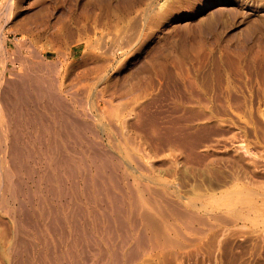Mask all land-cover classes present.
Instances as JSON below:
<instances>
[{
    "label": "rangeland",
    "instance_id": "rangeland-1",
    "mask_svg": "<svg viewBox=\"0 0 264 264\" xmlns=\"http://www.w3.org/2000/svg\"><path fill=\"white\" fill-rule=\"evenodd\" d=\"M0 38V145H2L0 147V264H264V211H262L264 210V0H0ZM4 50L13 56L12 59L3 56ZM41 51L44 55L37 57L46 59V64L39 63L36 58L35 54ZM25 71L28 73L27 78L32 77L29 83ZM36 73L40 76L38 78L44 79L45 85L40 86L41 91L38 90L39 93L36 92L35 95L18 97L21 101H18L17 97L14 98V94L10 93L11 89L13 91L16 88L12 87L13 83L17 87L22 84H37ZM8 85L10 90L6 91ZM49 86L51 89H47ZM53 89L55 92L52 94ZM3 91L8 93L6 97ZM47 92L53 97L48 99ZM9 94L13 96V101ZM57 99L60 101L59 104L57 103L58 106L60 107L63 101L62 107L65 106L66 109L64 107L56 109L57 105L54 107L53 104L58 102ZM14 101L17 103V108ZM66 103L70 104L69 108ZM118 103L121 105L119 106ZM66 113L72 123V120L77 122L70 123L68 128H73L68 131L63 129L64 120L61 116ZM16 114L20 115L18 121L14 119ZM44 116H48V119ZM31 117L33 120L30 119ZM16 122L19 126L14 129ZM146 127L149 129L147 130ZM152 129L154 132L151 134ZM43 130H46V135ZM173 138L175 145L171 142ZM13 140L16 141L15 144ZM12 143L14 146L19 144V149L14 148L21 156L14 162L9 154ZM30 149L33 151L30 152ZM79 149L80 151H77ZM95 149L98 151L96 152ZM26 150L30 153L28 154ZM25 161L29 167L24 164ZM12 163L17 168L12 166ZM76 169L78 170L74 171ZM249 174L253 175L254 179ZM232 177L240 179L233 180ZM19 180L23 183L20 184ZM226 181L231 183L228 184ZM240 182L249 185L253 190ZM243 186L245 189L249 188L246 189L248 191L245 192ZM126 189L127 193H125ZM238 190H242L240 192L243 197ZM249 190L256 192L255 194L258 192V196L252 195L254 199L250 196L251 202L248 194L251 195L253 192ZM194 191L199 194L196 195ZM221 191L234 192L236 199L232 195L228 198L231 200L224 206L225 208L216 206L217 209L211 204L213 202L209 196L208 200H205L208 206L199 208L202 201L199 195L212 192L220 194ZM243 192L245 195L248 194L244 196ZM235 193L242 198L237 197ZM244 197L248 200H244ZM115 200L120 206H116ZM136 200L139 203H136ZM209 200L215 209L210 206ZM190 201L197 202L198 206L195 204L194 207L195 205ZM234 203H237V206ZM135 204H138V207L142 204V209L150 205L151 207H147L148 210L151 208L150 211L155 208L152 211L155 213L152 214L160 216V221L164 220L166 226L164 222L160 224H164L163 230L166 233L162 235L163 231L158 235L153 231V234L151 228L143 226L145 224L142 223L143 221L140 222L141 218L135 214L137 213ZM254 207L256 210L259 209L258 213ZM174 208L178 211L176 214ZM185 209H190V214L193 216L205 213L203 216L209 219H206L208 222L213 221L211 224L214 227L209 226L211 229L207 228V232L200 234L196 228L192 233L191 226L200 227L202 223L194 222L188 214L189 210H186V213ZM181 210H184L182 211L184 216ZM192 210L199 212L196 214ZM220 210L225 211L224 214L227 212V219L231 216V221L227 220L228 223H224L226 215L221 214ZM240 210L246 215L250 213V217H238L235 220L233 216L238 212L239 215ZM213 213L218 214L217 216L222 215L223 219L225 217L224 221L217 216L214 218ZM242 213L240 215H243ZM177 214H181L182 218L185 217V221ZM134 215L138 218L136 216L134 219ZM75 217L78 220H75L77 219ZM63 218L67 220L64 221ZM118 218H122L121 223ZM188 221L194 222L193 225ZM187 222L191 226L187 227ZM125 226L131 231H126ZM76 228L80 229L77 230L78 235H82V238L79 236L80 239L76 236ZM143 229L148 230L149 239L144 240L146 244L137 241L139 244L134 245L136 239L143 238L141 235L146 233ZM84 233L86 235L84 237H87L85 240ZM30 234L34 237L32 238ZM191 236L194 237L193 240ZM71 239L76 240L72 243ZM49 240L53 242L48 243ZM153 241L155 244H152ZM136 246H140V249ZM6 248L8 254L5 253ZM53 254L54 256L51 257ZM134 254L135 257L139 255V258L137 256V259H133Z\"/></svg>",
    "mask_w": 264,
    "mask_h": 264
},
{
    "label": "bare ground",
    "instance_id": "bare-ground-1",
    "mask_svg": "<svg viewBox=\"0 0 264 264\" xmlns=\"http://www.w3.org/2000/svg\"><path fill=\"white\" fill-rule=\"evenodd\" d=\"M16 1H17V0H16ZM22 1H24V0H22ZM31 1H32V0H31ZM35 1H36V0H35ZM63 1H64V0H63ZM66 1H67V0H66ZM97 1H98V0H97ZM106 1H107V0H106ZM12 2H13V1H12ZM39 2H41V1H39ZM43 2H44V1H43ZM43 2H42V3H43ZM9 3H10V2H9ZM16 3H17V2H16ZM42 3H41V4H42ZM49 3H50V2H49ZM100 3H102V2H100ZM104 3H105V2H104ZM105 4H106V3H105ZM16 5H17V4H16ZM28 5H29V4H28ZM42 5H43V4H42ZM64 5H65V4H64ZM98 5H99V4H98ZM44 6H45V5H44ZM91 6H92V5H91ZM21 7H22V5H21ZM10 9H11V8H10ZM10 9H9V10H10ZM38 9H39V7H38ZM11 12H12V11H11ZM6 14H7V13H6ZM10 14H11V13H10ZM27 17H28V16H27ZM23 20H24V19H23ZM18 21H20V20H17V22H18ZM22 22H23V21H22ZM27 22H29V21H27ZM20 23H21V22H20ZM21 24H22V23H21ZM18 25H19V24H18ZM18 25H17V27H18ZM23 25H24V24H23ZM21 26H22V25H21ZM26 26H27V25H26ZM26 26H25V27H26ZM29 26H30V25H29ZM31 26H32V24H31ZM64 26H65V25H64ZM20 28H21V27H20ZM6 29H7V28H6ZM10 29H11V28H10ZM15 29H16V27H15ZM20 30H21V29H20ZM23 30H24V29H23ZM23 30H22V31H23ZM26 31H27V30H26ZM62 32H63V31H62ZM31 33H32V32H31ZM58 34H59V33H58ZM4 35H6V34H4ZM61 35H62V34H61ZM40 36H41V35H40ZM87 37H88V36H87ZM35 38H36V37H35ZM0 39H1V38H0ZM4 39H5V38H4ZM36 39H37V38H36ZM36 39H35V40H36ZM89 39H90V38H89ZM30 40H31V39H30ZM37 40H38V39H37ZM84 40H85V39H84ZM19 42H20V41H19ZM23 42H24V41H23ZM23 45H24V44H23ZM122 45H123V44H122ZM18 46H19V45H18ZM33 46H34V45H33ZM3 47H4V46H3ZM20 47H21V46H20ZM28 47H30V46H28ZM5 48H6V47H5ZM16 49H17V48H16ZM18 50H19V49H18ZM35 50H36V49H35ZM38 50H39V49H38ZM60 51H63V50H60ZM93 51H94V50H93ZM3 52H5V50H4ZM102 52H103V51H102ZM106 52H107V51H106ZM92 53H93V52H92ZM16 54H17V53H16ZM20 54H21V53H20ZM62 54H63V53H62ZM64 54H65V53H64ZM102 54H103V53H102ZM107 54H108V53H107ZM115 54H116V53H115ZM21 55H22V54H21ZM35 55H36V58H38L37 56H40V57L43 56V55H44V52L41 51V52H39V54H35ZM49 55H50V54H49ZM59 55H61V54H59ZM86 55H87V54H86ZM97 55H98V53H97ZM3 56L7 57V59H9V60H10L11 57H13V56H11L10 53H8V52H5V54H4ZM17 56H18V55H17ZM23 56H24V55H23ZM65 56H66V55H65ZM5 57H4V58H5ZM8 57H9V58H8ZM19 57H20V56H19ZM40 57L38 58L39 63L44 64L45 62H47V61H45L46 59H41ZM42 58H43V57H42ZM11 59H12V58H11ZM58 59H59V58H58ZM12 61H13V60H12ZM21 61H22V60H21ZM52 61H53V59L51 60V62H52ZM54 61H55V60H54ZM83 61H84V60H83ZM25 62H26V61H25ZM48 62H50V61L48 60ZM57 62H58V61H57ZM104 62H105V61H104ZM27 63H28V62H27ZM29 63H30V62H29ZM36 63H37V60H36ZM116 63H117V62H116ZM45 64H46V63H45ZM53 64H54V62H53ZM91 64H92V63H91ZM24 65H25V64H24ZM51 65H52V64H51ZM88 65H89V64H88ZM105 65H106V64H105ZM14 66H15V64H14ZM30 66H31V65H30ZM37 66L39 67L38 64H37ZM40 66H41V65H40ZM25 67H26V66H25ZM28 67H29V66H28ZM43 67H44V65H43ZM49 67H50V66H49ZM61 67H62V66H61ZM103 67H104V66H103ZM122 67H123V66H122ZM32 68H33V67H32ZM40 68H42V67H40ZM40 68H39V69H40ZM44 68H45V67H44ZM46 68H47V67H46ZM95 68H96V67H95ZM104 68H105V67H104ZM53 69H54V68H53ZM28 70H30V69H28ZM48 70H49V69H48ZM104 70H105V69H104ZM30 71H31V70H30ZM32 71H33V69H32ZM34 71H35V70H34ZM40 71H41V70H40ZM43 71H45V70H43ZM43 71H42V72H43ZM102 71H103V70H102ZM109 72H110V71H109ZM15 73H16V72H15ZM21 73H22V72H21ZM29 73H30V72H29ZM32 73H33V72H32ZM46 73H47V72H46ZM25 74H26L25 77H26V76L28 77V75H27V74H28L27 71H25ZM18 75L20 76V74H18ZM16 76H17V74H16ZM30 76H32V75L30 74ZM30 76H29V77H30ZM36 76H37V73H36ZM36 76L33 75V77H36ZM41 76H42V74H41ZM27 77H26V78H27ZM38 77H40V76H37L36 81H35V82H37V84H33V85H32V84H31V85H25V84H22V85H19V86L17 87V86L15 85V83H13L14 85H12V87L15 86L16 88H14L13 91H12V89H11L12 92L10 91V93H12V95L14 94V98L17 97V99H18V97H19V98H22V97L25 96V95L30 96V95H28V94H32V95L34 94V95H35L36 92L39 93L38 90L41 91V87L44 86L45 83H44V79H42L43 77H42V78H38ZM97 77H98V76H97ZM23 78H24V77H23ZM31 78H32V77H31ZM31 78H27V79H28V83H29V79H31ZM18 79H21V78L18 77ZM18 79H17V80H18ZM24 79H25V78H24ZM27 79H26V81H27ZM46 80H47V79H46ZM15 81H16V80H15ZM19 81H20V80H19ZM21 81H22V80H21ZM33 81H34V79H33ZM113 81H114V80H113ZM12 82H13V81H12ZM12 82H11V83H12ZM114 82H115V81H114ZM7 83H9V82H7ZM20 83H21V82H20ZM20 83H19V84H20ZM42 84H44V85H42ZM58 84H59V83H58ZM88 84H89V83H88ZM104 84H105V83H104ZM112 84H113V83H112ZM9 85H11V84H9ZM9 85H8V88H6V89H7L6 91H8V89H9ZM118 85H119V84H118ZM40 86H41V87H40ZM50 87H51V86H49V88H47V87H46V88H47V89H51ZM100 87H101V86H100ZM104 87H105V86H104ZM114 87H115V85H114ZM10 88H11V87H10ZM46 88H45V89H46ZM47 89H46L45 91H47ZM3 90H4V89H3ZM9 90H10V89H9ZM14 90H15V93H13ZM53 90H54V89H53ZM87 90H88V89H87ZM99 90H101V89H99ZM4 91H5V90H4ZM4 91H3V93H4L3 95H4V97H6L5 95H6L7 92L5 93ZM49 91H50V90H48V92H49ZM64 91H65V90H64ZM48 92H47V95H49V96H48V99H49V97H53L52 94L55 92V90L52 91V94H51V93H48ZM50 92H51V91H50ZM102 92H103V91H102ZM107 92H108V90H107ZM114 92H115V91H114ZM87 93H88V91H87ZM100 93H101V92H100ZM105 93H106V92H105ZM16 94H17L18 96H16ZM58 94H59V93H58ZM81 94H83V93L81 92ZM107 94H108V93H107ZM7 95H8V93H7ZM20 95H21V96H20ZM51 95H52V96H51ZM56 95H57V94H56ZM59 95H60V94H59ZM42 96H43V95H42ZM2 97H3V96H2ZM9 97H11L10 94H9ZM55 97H56V96H55ZM59 97H60V96H59ZM63 97H64V96H63ZM97 97H98V96H97ZM11 98H13V96H12ZM14 98L12 99V101L14 100ZM34 98H35V97H34ZM40 98H41V97H40ZM42 98H43V97H42ZM60 99H61V98H60ZM66 99H67V98H66ZM5 100H6V99H5ZM7 100H8V97H7ZM9 100L11 101V99H9ZM15 100H16V99H15ZM19 100H20V99H18V101H19ZM36 100H37V99H35V101H36ZM54 100H55V99H54ZM57 100H58V99H57ZM85 100H87V99H85ZM98 100H99V97H98ZM10 101H9V103H10ZM12 101H11V103H12ZM20 101H21V100H20ZM22 101H23V99H22ZM27 101H29V100H27ZM43 101H44V100H43ZM64 101H65V100H64ZM80 101H81V100H80ZM87 101H88V100H87ZM99 101H100V100H99ZM4 102H6V101H4ZM36 102H38V101H36ZM53 102H54V101H53ZM59 102H60L59 100H58V102H55V104H53L54 107H55V105H57V107H55L56 109H60V108H63V107L65 108V106L62 107V105H64V102L62 101L63 103H62V102H61L62 104L60 103V105H61L60 107L58 106ZM97 102H98V101H97ZM110 102H111V101H110ZM110 102H109V103H110ZM11 103H10V104H11ZM13 103H15V101H14ZM21 103H22V102H21ZM48 103H49V102H48ZM57 103H58V104H57ZM75 103H76V102H75ZM82 103H83V102H82ZM107 103H108V102H107ZM6 104H7V103H6ZM6 104H5V105H6ZM10 104H9V105H10ZM43 104H44V103L42 102V107H43ZM49 104H50V103H49ZM66 104H67V103H66ZM72 104H73V103H72ZM80 104H81V103H80ZM105 104H106V103H105ZM115 104H116V103H115ZM67 105H68V104H67ZM69 105H70V104H69ZM69 105H68L67 108H69ZM87 105H88V104H87ZM118 105H119V103H118ZM120 105H121V104H120ZM120 105H119V106H120ZM10 106H11V105H10ZM13 106H14V104H12V107H13ZM15 106H16V108H17V103H15ZM40 106H41V105H40ZM71 106H72V105H71ZM81 106H82V105H81ZM91 106H92V105H91ZM7 107H9V106H7ZM19 107H20V106H19ZM30 107H31V106H30ZM34 107H35V106H34ZM54 107H52V108H54ZM10 108H11V107H9V109H10ZM24 108H25V106H24ZM71 108H73V107H71ZM5 109H7V108H5ZM26 109H27V108H26ZM31 109H32V107H31ZM49 109H50V107H49ZM65 109H66V108H65ZM92 109H93V108H92ZM111 109H112V107H111ZM115 109H116V107H115ZM118 109H119V108H118ZM2 110H3V109H2ZM14 110L16 111V109H14ZM17 110H18V109H17ZM52 110H53V109H52ZM69 110H71V109H69ZM79 110H80V109H79ZM11 111H12V110H11ZM15 111H14V112H15ZM41 111H42V110H41ZM102 111H103V110H102ZM104 111H105V110H104ZM23 112H24V111H23ZM57 112H59V111H57ZM107 112H108V111H107ZM140 112H141V111H140ZM2 113H3V111H2ZM16 113H17V111H16ZM26 113H27V112H26ZM28 113H29V111H28ZM36 113H37V112H36ZM61 113H62V112L60 111V114H61ZM64 113H65V112H64ZM71 113H72V112H71ZM104 113H105V112H104ZM117 113H118V112H117ZM14 114H15V113H14ZM20 114H21V111H20ZM43 114H45V113H43ZM58 114H59V113H58ZM106 114H107V113H106ZM137 114H139V113H137ZM32 115H33V114H32ZM52 115H53V114H52ZM107 115H108V114H107ZM114 115H115V114H114ZM139 115H140V114H139ZM2 116H3V115H2ZM18 116H20V115L16 114V117H14V119L16 118L17 121H18ZM30 116H31V115H30ZM61 116L63 117V120H64V122H63V129L66 130V131H68V129H70V128H68V125H69L70 123H72L71 120H70V116L67 115V113L64 114V115H61ZM86 116H87V115H86ZM91 116H92V114H91ZM103 116H104V115H103ZM3 117H4V116H3ZM12 117H13V116H12ZM27 117H28V116H27ZM44 117H46V116H44ZM47 117H48V116H47ZM47 117H46V118H47ZM58 117H59V116H58ZM104 117H105V116H104ZM110 117H111V116H108V118H110ZM24 118H25V117H24ZM34 118H35V117H34ZM56 118H57V117H56ZM111 118H112V117H111ZM19 119H20V117H19ZM30 119L33 120L32 117H31ZM38 119H39V118H38ZM47 119H48V118H47ZM101 119H102V118H101ZM5 120H6V119H5ZM22 120H23V119H22ZM110 120H111V119H110ZM153 120H154V118H153ZM157 120H158V119H157ZM157 120H156V121H157ZM11 121H12V120H11ZM11 121H10V122H11ZM28 121H29V120H28ZM34 121H35V120H34ZM39 121H40V120H39ZM72 121H73L72 124H74V123L76 122V121H74V120H72ZM19 122H20V120H19ZM48 122H49V121H48ZM54 122H55V121H54ZM54 122H53V123H54ZM88 122H89V121H88ZM151 122H152V121H151ZM22 123H23V122H22ZM28 123H29V122H28ZM45 123H46V122H45ZM53 123H52V124H53ZM76 123H77V122H76ZM79 123H80V122H79ZM90 123H91V122H90ZM146 123H147V122L145 121V124H146ZM9 124H11V123H9ZM26 124H27V123H26ZM47 124H48V123H47ZM149 124H153V123H149ZM5 125H6V124H5ZM17 125H18V124H17V122H16V125L14 124V126H15L14 129H16V126H17ZM40 125H41V124H40ZM86 125H87V123H86ZM109 125H110V124H109ZM137 125H138V124H137ZM18 126H19V125H18ZM20 126H21V125H20ZM24 126H25V125H24ZM41 126H42V125H41ZM69 126H70V125H69ZM141 126H143V125H141ZM149 126H150V125H149ZM157 126H158V124H157ZM160 126H161V125H160ZM42 127H43V126H42ZM47 127H48V126H47ZM49 127H50V126H49ZM49 127H48V128H49ZM51 127H52V125H51ZM18 128H19V127H18ZM20 128H21V127H20ZM59 128H60V126H59ZM72 128H73V127H72ZM72 128H71V129H72ZM104 128H105V127H104ZM129 128H130V127H129ZM138 128H139V126H138ZM140 128H141V127H140ZM144 128H145V127H144ZM146 128H147V127H146ZM151 128H152V126H151ZM14 129H13V130H14ZM28 129H29V128H28ZM33 129H34V127H33ZM51 129H52V128H51ZM71 129H70V130H71ZM102 129H103V128H102ZM136 129H137V128H136ZM148 129H149V128H147V130H148ZM155 129H156V128H155ZM1 130H2V129H1ZM57 130H58V129H57ZM143 130H144V129H143ZM150 130H151V129H150ZM152 130H153V129H152ZM17 131H18V130H17ZM23 131H24V130H23ZM23 131H21V132L24 133ZM43 131H44V130H43ZM45 131H46V130H45ZM45 131H44V134H45ZM86 131H87V130H86ZM103 131H104V129H103ZM139 131H140V130H139ZM145 131H146V130H145ZM11 132H12V131H11ZM30 132H31V131H30ZM57 132H59V131H57ZM75 132H76V131H75ZM75 132H73V133H75ZM118 132H119V131H118ZM136 132H137V131H136ZM147 132H148V131H147ZM147 132H146V134H148ZM153 132H154V130L151 132V134H152ZM14 133H15V132H14ZM22 133H21V134H22ZM25 133H26V131H25ZM64 133H67V132H64ZM68 133H69V132H68ZM76 133H77V132H76ZM76 133H75V134H76ZM138 133H139V132H138ZM1 134H2V132H1ZM12 134H13V132H12ZM15 134L17 135L18 132L15 133ZM39 134H40V133H39ZM69 134H70V133H69ZM186 134H187V133H186ZM16 135H14V136H15L16 138H18V136H16ZM29 135H30V134H29ZM45 135H46V134H45ZM53 135H54V134H53ZM65 135H66V134H65ZM73 135H74V134H73ZM176 135H177V134H176ZM14 136H13V137H14ZM19 136H20V135H19ZM23 136H24V135H23ZM23 136H22V137H23ZM61 136H62V135H61ZM67 136H68V135H67ZM78 136H79V135H78ZM85 136H86V135H85ZM143 136H145V135H143ZM153 136L155 137V133H154ZM156 136H157V135H156ZM169 136H170V135H169ZM187 136H188V135H187ZM15 137H14V139H16ZM20 137H21V136H20ZM20 137H19V139H20ZM73 137H74V136H73ZM124 137H125V136H124ZM150 137H152V136H150ZM157 137H158V136H157ZM173 137H174V136H173ZM177 137H178V136H177ZM181 137H182V136H181ZM183 137H184V136H183ZM185 137H186V136H185ZM190 137H191V136H190ZM29 138H30V137H29ZM35 138H36V137H35ZM39 138H40V136H39ZM39 138H38V139H39ZM49 138H50V137H49ZM68 138H69V137H68ZM75 138H76V137H75ZM109 138H110V137H109ZM170 138H171V137H170ZM170 138H169L168 140H170ZM187 138H188V137H187ZM12 139H13V138H12ZM23 139H24V137H23ZM40 139H41V138H40ZM43 139H45V138H43ZM52 139H53V137H52ZM58 139H60V138H58ZM151 139H152V138H151ZM157 139H158V138H157ZM184 139H185V138H184ZM26 140H27V139H26ZM30 140H31V139H30ZM114 140H115V139H114ZM154 140H156V139H154ZM164 140H165V139H164ZM173 140H174V138H173L172 141H171L172 143H173ZM176 140H177V139H176ZM190 140H191V139H190ZM2 141H3V140H2ZM22 141H23V140H22ZM33 141H35V140H33ZM33 141H32V144H33ZM39 141H40V140H39ZM45 141H46V140H45ZM54 141H55V140H54ZM54 141H52V142H54ZM57 141H58V140H57ZM63 141H64V140H63ZM67 141H69V139H68ZM70 141H72V140H70ZM89 141H90V139H89ZM91 141H92V140H91ZM166 141H167V140H166ZM181 141H182V139H181ZM11 142H12V141H11ZM13 142H14V144H15L16 141L13 140ZM47 142H48V141H47ZM55 142H56V141H55ZM58 142H59V141H58ZM60 142H62V141H60ZM73 142H74V141H73ZM78 142H79V141H78ZM124 142H125V140H124ZM18 143H19V141H18ZM18 143H16V144H18ZM69 143H70V142H69ZM69 143H68V144H69ZM74 143H75V142H74ZM80 143H81V142H80ZM97 143H98V142H97ZM125 143H126V142H125ZM130 143H131V142H130ZM169 143H170V142H169ZM183 143H184V141H183ZM190 143H191V142H190ZM0 144H1V143H0ZM44 144H45V143H44ZM51 144H52V143H51ZM54 144H55V143H54ZM58 144H60V143H58ZM173 144H174V143H173ZM188 144H189V143H188ZM28 145H29V144H28ZM40 145H41V144H40ZM70 145H71V144H70ZM85 145H86V144H85ZM174 145H175V144H174ZM174 145H173V146H174ZM1 146H2V145H0V147H1ZM18 146H19V144H18ZM18 146H14L13 143H12V146L10 145V148H12V149L9 150V151H11L9 154H11L10 156L12 157V159H11L12 162L17 161V160L19 159V156H20V155H19V153L17 152V150L15 149V148H17ZM25 146H26V145H25ZM62 146H64V144H63ZM86 146H87V145H86ZM86 146H85V147H86ZM14 147H15V148H14ZM20 147H21V146H20ZM28 147H29V146H28ZM72 147H73V146H72ZM93 147H94V146H93ZM124 147H125V145H124ZM5 148H6V147H5ZM5 148H4V149H5ZM30 148H31V147H30ZM95 148H96V147H95ZM98 148H99V146L97 147V149H98ZM18 149H19V147H18ZM23 149H24V148H23ZM38 149H39V148H38ZM55 149H56V148H55ZM87 149H89V147H87ZM30 150H31V149H30ZM49 150H50V149H49ZM62 150H63V149H62ZM62 150H61V151H62ZM90 150H91V149H90ZM95 150H96V149H95ZM98 150H99V149H98ZM98 150H96V152H97ZM26 151L28 152V150H26ZM32 151H33V150H31L30 152H32ZM46 151H47V154H48V150H46ZM58 151H59V149H58ZM73 151H74V150H73ZM77 151H80V149L77 150ZM93 151H94V150H93ZM93 151H92V153H93ZM101 151H102V150H101ZM139 151H140V150H139ZM24 152H25V151H24ZM30 152H28V154H29ZM34 152H35V151H34ZM39 152H41V151H39ZM54 152H55V151H54ZM81 152H82V151H81ZM22 153H23V151H22ZM22 153H21V154H22ZM58 153H59V152H58ZM77 153H78V152H77ZM77 153H76V154H77ZM103 153H104V152H103ZM107 153H108V152H107ZM107 153H106V154H107ZM68 154H69V153H68ZM83 154H84V152H83ZM98 154H99V153H98ZM23 155H24V154H23ZM39 155H40V154H39ZM45 155H46V154H45ZM52 155H53V154H52ZM84 155H85V154H84ZM92 155H93V154H92ZM115 155H116V154H115ZM135 155H136V154H135ZM31 156H32V155H31ZM33 156H34V155H33ZM56 156H57V155H56ZM66 156H67V155H66ZM99 156H100V155H99ZM106 156H107V155H106ZM108 156H109V155H108ZM113 156H114V155H113ZM127 156H128V155H127ZM20 157H21V156H20ZM93 157H95V156H93ZM121 157H122V156H121ZM137 157H138V156H137ZM25 158H26V157H25ZM47 158H48V156H47ZM64 158H65V157H64ZM66 158H67V157H66ZM69 158H70V157H69ZM71 158H72V157H71ZM71 158H70V159H71ZM74 158H75V157H74ZM74 158H73V159H74ZM79 158H80V157H79ZM91 158H92V157H91ZM95 158H97V157H95ZM95 158H93V159L95 160ZM106 158H108V157H106ZM61 159H62V158H61ZM73 159H72V160H73ZM76 159H77V158H76ZM84 159H85V156H84ZM109 159H110V158H109ZM46 160H47V159H46ZM59 160H60V158H59ZM63 160H64V159H63ZM72 160H70V161H72ZM137 160H138V159H137ZM21 161H22V160H21ZM53 161H55V160L53 159ZM68 161H69V160H68ZM75 161H76V160H75ZM86 161H88V160H86ZM95 161H96V160H95ZM113 161H114V160H113ZM113 161H112V162H113ZM139 161H141V160H139ZM59 162H60V161H59ZM117 162H118V161H117ZM117 162H116V163H117ZM46 163H47V162H46ZM57 163H58V162H57ZM72 163H73V161H72ZM75 163H77V161H76ZM82 163H83V162H82ZM122 163H123V162H122ZM12 164H13V163H12ZM17 164H18V163H17ZM21 164H22V162H21ZM24 164L26 165V161H25ZM29 164H30V163H29ZM48 164H49V163H48ZM60 164H61V163H60ZM60 164H59V165H60ZM69 164H70V163H69ZM99 164H100V163H99ZM123 164H124V163H123ZM15 165H16V162H15ZM15 165L13 164L12 166H15ZM18 165H19V164H18ZM39 165H41V163H40ZM59 165H58V167H59ZM61 165H62V164H61ZM80 165H81V164H80ZM95 165H96V164H95ZM106 165H107V164H106ZM110 165H112V164L110 163ZM117 165H118V164H117ZM26 166H27V165H26ZM30 166H31V165H30ZM63 166H64V165H63ZM69 166H70V165H69ZM97 166H100V165H97ZM107 166H108V165H107ZM119 166H120V165H119ZM15 167L17 168V166H15ZM20 167H21V166H20ZM27 167H29V166H27ZM38 167H39V166H38ZM47 167H49V166H47ZM117 167H118V166H117ZM18 168H19V167H18ZM59 168H60V167H59ZM100 168H102V167H100ZM113 168H114V167H113ZM46 169H47V168H46ZM56 169H57V167H56ZM67 169H69V168H67ZM74 169H75V168H74ZM89 169H90V167H89ZM10 170H11V169H10ZM31 170H32V169H31ZM31 170H30V171H31ZM60 170H62V169H60ZM77 170H78V169H76V170H74V171H77ZM83 170H84V168H83ZM90 170H92V169H90ZM90 170H89V171H90ZM112 170L115 171V169H112ZM122 170H123V169H122ZM8 171H9V170H8ZM16 171H17V170H16ZM27 171H28V170H27ZM50 171H51V170H50ZM71 171H72V170H71ZM89 171H88V172H89ZM127 171H128V170H127ZM62 172H63V171H62ZM62 172H61V173H62ZM67 172H69V171H67ZM107 172H108V171H107ZM111 172L113 173V171H111ZM128 172H129V171H128ZM31 173H33V172H31ZM51 173L53 174L52 171H51ZM114 173H116V172H114ZM253 173H254V172H253ZM11 174H12V171H11ZM13 174H14V173H13ZM47 174H48V173H47ZM49 174H50V173H49ZM49 174H48V175H49ZM59 174H60V173H59ZM72 174H73V173H72ZM72 174H71V175H72ZM74 174H75V173H74ZM87 174H88V173H87ZM98 174H99V173H98ZM100 174H101V173H100ZM126 174H127V173H126ZM254 174H255V173H254ZM20 175H21V174H20ZM27 175H29V174L27 173ZM33 175H34V174H33ZM33 175H32V176H33ZM48 175H46V176H48ZM77 175H78V174H77ZM88 175H89V174H88ZM90 175H91V174H90ZM96 175H97V174H96ZM247 175H248V174H247ZM249 175H251V174H249ZM4 176L6 177V175H4ZM8 176H10V175H8ZM17 176H18V175H17ZM21 176H22V175H21ZM32 176H31V178H32ZM39 176H40V174H39ZM72 176H73V175H72ZM82 176H83V175H82ZM84 176H85V175H84ZM100 176H101V175H100ZM102 176H103V175H102ZM121 176H122V175H121ZM234 176H235V175H234ZM252 176H253V175H251V177H252ZM50 177H52V175H50ZM60 177H61V175H60ZM60 177H59V178H60ZM77 177H78V176H77ZM89 177H90V176H89ZM98 177H99V175H98ZM129 177H130V175H129ZM236 177H237V175H236ZM236 177H232V179H233V178H234L233 180L240 179V178H236ZM251 177H250V178H251ZM253 177H254V176H253ZM253 177H252V179H254ZM257 177H258V176H257ZM21 178H23V177H21ZM65 178H66V177H64V179H65ZM74 178H75V177H74ZM116 178H117V177H116ZM116 178H115V179H116ZM242 178H244V177H242ZM247 178H248V176H247ZM5 179H6V178H5ZM16 179H17V178H16ZM37 179H39V178H37ZM45 179H47V178H45ZM48 179H49V177H48ZM48 179H47V180H48ZM98 179H99V178H98ZM129 179H130V178H129ZM256 179H257V178H256ZM52 180H53V178H52ZM61 180H62V179H61ZM72 180L74 181V179H72ZM79 180H80V179H79ZM116 180H117V179H116ZM233 180H230V181H233ZM23 181H24V180H23ZM38 181H39V180H38ZM50 181H51V179H50ZM62 181H63V180H62ZM66 181H67V180H66ZM76 181H77V180H76ZM88 181H89V180H88ZM108 181H109V180H108ZM108 181H106V182L108 183ZM143 181H145V180H143ZM237 181H238V180H237ZM239 181H241V180H239ZM243 181H245V180H243ZM250 181H251V180H250ZM250 181H249V183H248L249 185H250L251 182H252V181H251V182H250ZM254 181H255V180H254ZM5 182H6V180H5ZM5 182H4V183H5ZM33 182H34V181H33ZM39 182H40V181H39ZM44 182H45V181H44ZM48 182H49V180H48ZM51 182H52V181H51ZM78 182H79V181H78ZM134 182H135V181H134ZM228 182H229V181H226V183H228ZM245 182H246V181H245ZM247 182H248V181H247ZM15 183H16V182H15ZM19 183H20V180H19ZM19 183H18V184H19ZM22 183H23V182H22ZM22 183H20V184H22ZM27 183H28V182H27ZM62 183H63V182H62ZM75 183H76V182H75ZM88 183H89V182H88ZM99 183H100V182H99ZM101 183H102V182H101ZM130 183H131V182H130ZM229 183H231V182H229ZM229 183H228V184H229ZM237 183H238V182H237ZM240 183H241V182H240ZM37 184H39V183H37ZM51 184H52V183H51ZM60 184H61V183H60ZM131 184H132V183H131ZM220 184H223V183H220ZM224 184H225V183H224ZM224 184H223V185H224ZM228 184H226V185H228ZM232 184H233V183H232ZM241 184L243 185L244 182L241 183ZM252 184H253V183H252ZM5 185H6V183H5ZM14 185H15V184H14ZM27 185H28V184H27ZM39 185H40V184H39ZM52 185H53V184H52ZM61 185H62V184H61ZM67 185H68V184H67ZM88 185H89V184H88ZM99 185H100V184H99ZM101 185H102V184H101ZM110 185H111V184H110ZM118 185H119V184H118ZM154 185H156V184L154 183ZM196 185H197V184H196ZM223 185H221V186H223ZM230 185H231V184H230ZM244 185H245V184H244ZM249 185H248V186H249ZM8 186H9V184H8ZM17 186H18V185H17ZM17 186H16V187H17ZM19 186H21V185H19ZM28 186H29V185H28ZM47 186H48V185H47ZM47 186H46V187H47ZM54 186H55V185H54ZM91 186H92V185H91ZM91 186H90V187H91ZM103 186H104V184H103ZM133 186H134V185H133ZM233 186H234V185H233ZM240 186H241V185H240ZM240 186H239V187H240ZM245 186H247V184H246ZM248 186H247V187H248ZM12 187H13V186H12ZM22 187H23V186H22ZM31 187H32V186H31ZM61 187H62V186H61ZM66 187H68V186H66ZM74 187H75V186H74ZM109 187H110V186H109ZM122 187H123V186H122ZM138 187H139V186H138ZM153 187H154V186H153ZM229 187H230V186H229ZM236 187H237V186H236ZM247 187H246V189H249V188H250L251 190H253L250 186H249V188H247ZM7 188H8V187H7ZM36 188H37V186H36ZM39 188H40V186H39ZM57 188H58V187H57ZM78 188H79V187H78ZM97 188H98V187H97ZM97 188H96V189H97ZM107 188H108V187H107ZM154 188H155V187H154ZM216 188H218V187H216ZM222 188H224V187H222ZM231 188H232V187H231ZM237 188H238V187H237ZM237 188H235V189L237 190ZM242 188H244V186H243ZM37 189H38V188H37ZM62 189H63V188H62ZM86 189H87V188H86ZM90 189H91V188H90ZM100 189H102V188H100ZM148 189H149V188H148ZM155 189H156V188H155ZM155 189H154V190H155ZM235 189H234V191H236ZM239 189H241V187H240ZM244 189H245V188H244ZM246 189H245V192L248 191V190H246ZM9 190H10V189H9ZM12 190H14V189H12ZM49 190H50V189H49ZM53 190H54V189H53ZM56 190H57V189H56ZM71 190H72V189H71ZM111 190H112V189H111ZM146 190H147V188H146ZM223 190H226V189H223ZM228 190H230V189L228 188ZM251 190H249V191H250V192H253V191H251ZM5 191H6V190H5ZM18 191H19V190H18ZM23 191H24V190H23ZM66 191H67V190H66ZM75 191H76V190H75ZM77 191H78V190H77ZM88 191H90L89 188H88ZM91 191H92V190H91ZM98 191H99V190H98ZM98 191H97V194H98ZM114 191H115V190H114ZM133 191H134V190H133ZM213 191H214V189H213ZM238 191H239V190H238ZM238 191H237V193H238ZM240 191L242 192V190H240ZM240 191H239V192H240ZM243 191H244V190H243ZM254 191H257V190H254ZM13 192H15V190H14ZM31 192L33 193V190H32ZM39 192H40V191H39ZM50 192H51V190H50ZM55 192H56V191H55ZM73 192H74V191H73ZM73 192H72V193H73ZM112 192H113V191H112ZM127 192H128V191H127V189H126L125 193H127ZM135 192H136V191H135ZM153 192H154V191H153ZM156 192H157V191H156ZM159 192H162V191L159 190ZM159 192H158V193H159ZM194 192H196V191H194ZM194 192L191 193L192 196H193ZM215 192H216V191H215ZM231 192H232V191H231ZM231 192H230V191H226V192H225V191H221L220 194H219V193H216V194H215V193H213V192H212V193L205 194V195L202 194L204 197H206V199H205L203 196L199 195V197H201V200H202V201H200L201 205L199 206V208H200L201 206H202V208H206V206H208V203H207V201H205V200H208V197H209V196H210V197H209L210 200H212V202H213V203H211V201L209 200V201H210L209 204L211 203V204L215 205V208H217V207H218V208H222V207L226 206V205L230 202L231 199H228V198H230V197H232V195H234V194H233L234 192H232V193H231ZM241 192L239 193L240 195H241ZM11 193H12V192H11ZM23 193H25V192H23ZM32 193H31V194H32ZM46 193H47V192H46ZM56 193H58V192H56ZM77 193H79V192H77ZM88 193H89V192H88ZM103 193H104V192H103ZM113 193H114V192H113ZM144 193H145V192H144ZM173 193H174V192H173ZM204 193H205V192H204ZM255 193H256V192H255ZM255 193L253 192V193H251V195L247 193L248 196H249L248 199H250V196H252L253 194H254V195H257V194H258V192H257V194H255ZM260 193H261V192H260ZM5 194H6V193H5ZM5 194H4L3 196H5ZM40 194H41V193H40ZM44 194H45V193H44ZM64 194H65V193H64ZM64 194H63V195H64ZM69 194H70V193H69ZM90 194H91V193H90ZM90 194H88V195H90ZM99 194H100V192H99ZM109 194H110V193H109ZM114 194H115V193H114ZM128 194H129V193H128ZM133 194H134V193H133ZM136 194H137V193H136ZM150 194H151V193H150ZM185 194H186V193H185ZM198 194H199V193H198ZM198 194H197V192H196V195H198ZM200 194H201V193H200ZM235 194H236V193H235ZM243 194H244V192H243ZM247 194H246V195H247ZM12 195H14V194L12 193ZM21 195H22V194H21ZM27 195H28V194H27ZM34 195H35V194H34ZM54 195H55V194H54ZM66 195H67V192H66ZM137 195H138V194H137ZM140 195H142V194H140ZM151 195H152V194H151ZM158 195H159V194H158ZM174 195H175V194H174ZM246 195L244 194V196H246ZM29 196H30V195H29ZM93 196H94V195H93ZM135 196H136V195H135ZM142 196H144V195H142ZM153 196H154V195H153ZM162 196H163V194H162ZM236 196H237V194H236ZM238 196H239V195H238ZM238 196H237V197H238ZM241 196H242V195H241ZM241 196H239V197H241ZM248 196H247V197H248ZM257 196H258V195H257ZM257 196H256V198H257ZM32 197H33V196H32ZM32 197H31V198H32ZM34 197H35V196H34ZM39 197H40V195H39ZM80 197H81V195H80ZM80 197H79V199H80ZM91 197H92V196H91ZM113 197H114V196H113ZM123 197H124V196H123ZM146 197H147V196H146ZM157 197L160 198L159 196H157ZM196 197H198V196H196ZM234 197H235V195H234ZM242 197H243V196H242ZM242 197H241V198H242ZM50 198H51V197H50ZM65 198H66V197H65ZM70 198H71V197H70ZM119 198H120V197H119ZM136 198H139V197H136ZM154 198H155V197H154ZM154 198H153V199H154ZM188 198H189V197H188ZM190 198H191V196H190ZM190 198H189V199H190ZM241 198H240V199H241ZM244 198H245V197H244ZM244 198H243V199H244ZM251 198H253V196H252ZM14 199H15V198H14ZM39 199H40V198H39ZM93 199H94V198H93ZM99 199H101V197H100ZM121 199H122V198H121ZM139 199H140V198H139ZM139 199H137V200H139ZM141 199H143V197H142ZM194 199H195V198H194ZM194 199H193V200H194ZM235 199H236V197H235ZM235 199L232 198V200H235ZM246 199H247V198H245L244 200H246ZM248 199H247V200H248ZM253 199H254V198H253ZM253 199H252V200H253ZM20 200H21V199H20ZM29 200H30V199H29ZM76 200H77V199H76ZM81 200H82V199H81ZM118 200H119V199H118ZM134 200H135V199H134ZM137 200H136V203H139ZM145 200H146V199H145ZM191 200H192V199H191ZM237 200L239 201V198H237ZM244 200H243V202H244ZM3 201H4V200H3ZM31 201H32V200H31ZM49 201L51 202V200H49ZM115 201H116V200H115ZM123 201H124V200H123ZM141 201H142V200H141ZM141 201H140V202H141ZM165 201H166V199H165ZM175 201H176V200H175ZM185 201H186V200H185ZM194 201H195V200H194ZM196 201H197V198H196ZM235 201H236V200H235ZM255 201H256V200H255ZM1 202H2V201H1ZM10 202H11V201H10ZM43 202H44V201H43ZM61 202H63V201H61ZM67 202H68V201H67ZM106 202H107V201H106ZM108 202H109V201H108ZM116 202H117V201H116ZM145 202H146V201H145ZM190 202H191L193 205L197 204V202H196V203H193V201H190ZM233 202H234V201H233ZM243 202H242V203H243ZM246 202L248 203V201H246ZM250 202H251V199H250ZM250 202H249L248 204H250ZM252 202H253V201H252ZM20 203H21V202H20ZM123 203H124V202H123ZM128 203H129V202H128ZM142 203H144V202H142ZM146 203H147V202H146ZM146 203H144V204H146ZM158 203H159V202H158ZM164 203H165V202H164ZM171 203H172V202H171ZM237 203H238V202H237ZM237 203H234V204L236 205ZM240 203H241V202H240ZM244 203H245V202H244ZM41 204H42V203H41ZM69 204H70V203H69ZM74 204H75V203H74ZM74 204H73V206H74ZM76 204H78V202H77ZM100 204H101V203H99V205H100ZM156 204H157V203H156ZM162 204H163V203H162ZM211 204H210V206H211ZM234 204H233V206H234ZM19 205H20V204H19ZM21 205H22V204H21ZM26 205H27V204H26ZM46 205H47V204H46ZM61 205H62V204H61ZM110 205H111V204H110ZM117 205H118V202H117L116 206H117ZM129 205H130V204H129ZM135 205H137V208L135 207L137 213H135V214H137V215L142 219V220L140 219V222L143 221L142 223L145 224V225H143V226L148 227V228H151V231H152V232H153V231H154V232H157L158 235L162 234V232L164 231V230H163V225L165 224V222H164V220H163L164 224H163V225L160 224V223L162 222V221H160V220H161V219H160V216H154V214H152V213H155V212H152V211L155 210V208H153V209L150 211L151 208H150L149 210H148V208H147V207H149L150 205L147 206V207H144V208H146L147 210H146V209H142V207H141L142 204L139 206V207H141V208L138 207V204H135ZM157 205H158V204H157ZM159 205H160V204H159ZM159 205H158V206H159ZM180 205H182V204H180ZM213 205H212L211 207H212L213 209H215V208L213 207ZM229 205H231V204H229ZM229 205H228V207H229ZM240 205H241V204H240ZM24 206H25V203H24ZM24 206H23V207H24ZM32 206H33V205H32ZM52 206H53V205H52ZM75 206H76V205H75ZM79 206H80V205H79ZM92 206H93V205H92ZM100 206H101V205H100ZM108 206H109V205H108ZM118 206H120V204H119ZM121 206H122V205H121ZM158 206H157V208H158ZM197 206H198V204H197ZM210 206H209V207H210ZM216 206H217V207H216ZM236 206H237V205H236ZM245 206H246V205H245ZM253 206H256V205H253ZM258 206H259V205H258ZM6 207H7V206H6ZM41 207L43 208L42 205H41ZM53 207H54V206H53ZM81 207H82V204H81ZM122 207H123V206H122ZM150 207H151V206H150ZM155 207H156V205H155ZM171 207H172V206H170V208H171ZM194 207H196V205H195ZM194 207H193V208H194ZM247 207H248V206H247ZM2 208H3V206H2ZM55 208H56V207H55ZM59 208H62V207H59ZM66 208H68V207H66ZM83 208H84V207H83ZM135 208H134V209H135ZM157 208H156V209H157ZM160 208H162V207H160ZM177 208H178V207H177ZM179 208H180V207H179ZM181 208H182V207H181ZM188 208H189V207H188ZM193 208H190V209H193ZM212 208H211V210L213 211ZM218 208H217V209H218ZM224 208H225V207H224ZM226 208H227V207H226ZM229 208H230V207H229ZM251 208H253V207H251ZM251 208H250V209H251ZM263 208H264V207H263ZM0 209H1V207H0ZM19 209H20V208H19ZM27 209L29 210V208H27ZM27 209H26V210H27ZM35 209H36V208H35ZM47 209L49 210L48 207H47ZM73 209H74V208H73ZM94 209H95V208H94ZM123 209H124V208H122V210H123ZM174 209H175V208H174ZM182 209H183V208H182ZM190 209H185V211H184V210H181V214L184 216V212H186V210H189V213H188V214L190 215V218L193 219L194 222H200V223H202V225H201L200 227L198 226V227H199V228H198V227H196L197 225H196V226H195V225H194V226L188 225V222H189V223H192V225H193V223H194V222H190V221H188V222L186 223V224H187L186 226H187V227H188V226H191V228H193L192 233L195 231L194 229H196V228H197L196 230H198V233L200 234L201 232L204 233V231L207 232V230H208L207 228H209V226H211V227L213 226V227H214V225L211 224L213 221H212V220H211L212 222L209 221V222H210V224H209V222L207 221V220H209V219L206 218V219H207V220H206V219H205L206 216H203L205 213H204L203 215L200 214L201 216H200L199 214L196 215V216H193L192 214H190ZM222 209H223V208H222ZM238 209H239V207H238ZM238 209H237V210H238ZM254 209H255V207H254ZM11 210H12V208H11ZM21 210H22V209H21ZM26 210H25V211H26ZM28 210H27V211H28ZM74 210H75V209H74ZM74 210H71V211H74ZM98 210H99V209H98ZM158 210H160V209H158ZM178 210H179V209H178ZM203 210H204V209H203ZM207 210H208V209H207ZM224 210H225V209H224ZM227 210H228V209H227ZM229 210H230V209H229ZM232 210H234V208H233ZM241 210H242V209H241ZM241 210H240V211H241ZM244 210H246V209H244ZM247 210L249 211L248 208H247ZM247 210H246L245 212H247ZM255 210H256V209H255ZM258 210H259V209H258ZM258 210H256V212H257ZM19 211H20V210H19ZM25 211H24V213H25ZM57 211H58V210H57ZM65 211H66V210H65ZM77 211H79V210H77ZM82 211H84V210H82ZM82 211H81V212H82ZM87 211H88V210H87ZM118 211H119V210H118ZM136 211H134V212H136ZM162 211H163V210H162ZM170 211H171V210H170ZM182 211H184V212H182ZM193 211H195L196 214L199 212V211H196V210H192V212H193ZM204 211H205V210H204ZM217 211H219V210H217ZM222 211H223V210H222ZM242 211H243V210H242ZM242 211H241V213H242ZM250 211H251V210H250ZM262 211H264V210L262 209ZM262 211H261V212H262ZM20 212H22V211H20ZM43 212H44V209H43ZM47 212H48V211H47ZM49 212H50V211H49ZM75 212H76V210H75ZM97 212H98V211H97ZM107 212L109 213V211H107ZM129 212H130V211H129ZM156 212H157V211H156ZM160 212H161V210H160ZM166 212H167V211H166ZM171 212H172V211H171ZM171 212H170V213H171ZM177 212H178V211L175 209V214H176ZM179 212H180V210H179ZM220 212H221V210H220ZM223 212L225 213V211H223ZM223 212H221V214H222ZM230 212H231V211H230ZM235 212H236V211H234V213H235ZM245 212H244V213H245ZM10 213H11V212H10ZM30 213H31V212L29 211V214H30ZM57 213H59V212H57ZM62 213H63V212H62ZM65 213H66V212H65ZM67 213H68V212H67ZM70 213H71V212H70ZM157 213H158V212H157ZM161 213H163V212H161ZM186 213H187V212H186ZM186 213H185V214H186ZM209 213H210V210H209L208 214H209ZM211 213H212V212H211ZM224 213H223V214H224ZM231 213H232V212H231ZM234 213H233V214H234ZM238 213H239V212H238ZM238 213H236L235 216H233V217H235V220H236V218H238V217H239V218H240V217H243V218L246 217V218H247V216L250 215V213H249V214L247 213V215H246V213H245V215H244V213H242L243 215H240L241 213L238 215ZM257 213H258V212H257ZM17 214H18V213H17ZM25 214H27V213H25ZM44 214H45V213H44ZM60 214H61V213H60ZM80 214H81V213H80ZM83 214H84V213H83ZM83 214H82V215H83ZM87 214H88V213H87ZM100 214H101V212H100ZM110 214H111V213H110ZM110 214H109V215H110ZM130 214H131V213H130ZM130 214H129V215H130ZM163 214H164V213H163ZM181 214H177V216L180 215V217H181ZM188 214H187V216H188ZM213 214H214V215H213ZM213 214H212V215H213L214 218H215V216H217V215L219 214V212H218L217 215H216V213H213ZM11 215H12V214H11ZM13 215H14V214H13ZM49 215H50V213H49ZM52 215H54V214H52ZM71 215H72V214H71ZM71 215H70V216H71ZM105 215H106V213H105ZM111 215H112V214H111ZM137 215H134L133 218L135 219V217H136ZM224 215H226V216H225L226 219H225V217H224L225 221H227V220H230V221H231V219H230L231 216L228 217V219H227V212H226V214H224ZM37 216H38V215H37ZM56 216H57V215H56ZM70 216H69V217H70ZM92 216H93V215H92ZM138 216H137V218H138ZM166 216H167V215H166ZM166 216H165V218H166ZM168 216H169V215H168ZM170 216H171V215H170ZM19 217H21V216H19ZM19 217H18V218H19ZM47 217H48V216H47ZM66 217H67V216H66ZM79 217H80V216H79ZM101 217H102V215H101ZM112 217H113V216H112ZM117 217H118V215H117ZM161 217H162V216H161ZM172 217H173V216H172ZM180 217H179V218H180ZM222 217H223L222 215H221V216H220V215L217 216V218H222ZM249 217H250V216H249ZM48 218H49V217H48ZM52 218H53V217H52ZM54 218H55V217H54ZM54 218H53V219H54ZM75 218H77V217H75ZM94 218H95V217H94ZM98 218H99V217H98ZM133 218H132V219H133ZM176 218H177V217H176ZM181 218H182V217H181ZM181 218H180V219H181ZM190 218H189V219H190ZM209 218H210V215H209ZM214 218H213V220H214ZM1 219H2V218H1ZM27 219H28V218H27ZM40 219H41V218H40ZM40 219H39V220H40ZM46 219H47V218H46ZM83 219H84V218H83ZM121 219H122V218H121ZM121 219L118 218L119 223H121V222H120ZM126 219H127V218H126ZM174 219H175V218H174ZM184 219H185V217L182 218L183 221H185ZM224 219L222 218L223 221H224ZM233 219H234V218H233ZM233 219H232V220H233ZM252 219H253V218H252ZM255 219H256V218H255ZM6 220H7V219H6ZM18 220H19V219H18ZM25 220H26V219H25ZM50 220H51V219H50ZM61 220H62V219H61ZM63 220L66 221L67 219L65 220V219L63 218ZM63 220H62V221H63ZM72 220H73V218H72ZM75 220H78V218L75 219ZM95 220H96V219H95ZM97 220H98V219H97ZM106 220H107V219H106ZM124 220H125V219H124ZM137 220H138V219H137ZM166 220H167V218H166ZM168 220H169V219H168ZM186 220H187V219H186ZM7 221H8V220H7ZM9 221H10V220H9ZM79 221H80V220H79ZM100 221L102 222V219H101ZM125 221H126V220H125ZM133 221H134V220H133ZM223 221H222V222H223ZM225 221H224V223H228V221H227V222H225ZM21 222H22V219H21ZM21 222H20V224H21ZM29 222H30V221H29ZM55 222H56V221H55ZM73 222H76V221H73ZM80 222H81V221H80ZM90 222H91V221H90ZM137 222H139V220L136 221V226H137ZM163 222H162V223H163ZM166 222H167V221H166ZM173 222H174V221H173ZM175 222H176V219H175ZM177 222H178V220H177ZM217 222H219V221H217ZM34 223H36V222H34ZM40 223L42 224L41 221H40ZM58 223H59V222H58ZM62 223H63V222H62ZM66 223H67V222H66ZM87 223H88V222H86V224H87ZM106 223H107V222H106ZM108 223H109V222H108ZM112 223H114V222H112ZM184 223H185V222H184ZM214 223H216V222H214ZM2 224H3V223H2ZM7 224H8V223H7ZM9 224H10V223H9ZM24 224H26V223H24ZM28 224H29V223H28ZM31 224H32V223H31ZM48 224H49V223H48ZM52 224H53V223H52ZM55 224H57V223H55ZM110 224H111V222H110ZM132 224H134V222H133ZM140 224H141V223H140ZM169 224H170V223H169ZM196 224H197V223H196ZM21 225H23V224H21ZM33 225H34V224H33ZM33 225H32V226H33ZM39 225H40V224H39ZM53 225H54V224H53ZM59 225H60V224H59ZM62 225H63V224H62ZM75 225H76V223H75ZM77 225H78V223H77ZM81 225H82V224H81ZM96 225H97V224H96ZM108 225H109V224H108ZM119 225H121V224H119ZM122 225H123V224H122ZM127 225H128V224H127ZM127 225H126V226H127ZM138 225H139V223H138ZM161 225H162V226H161ZM172 225H173V224H172ZM178 225H179V224H178ZM198 225H200V224H198ZM216 225H217V224H215V226H216ZM24 226H25V225H24ZM34 226H35V225H34ZM36 226H37V225H36ZM54 226H55V225H54ZM79 226H80V224H79ZM91 226H92V225H91ZM100 226H101V225H99V227H100ZM109 226H110V225H109ZM111 226H112V225H111ZM126 226H125V227H126ZM133 226H134V225H133ZM133 226H132V227H133ZM165 226H166V224H165ZM173 226H174V225H173ZM8 227H9V226H8ZM11 227H12V226H11ZM19 227H21V226L19 225ZM26 227H27V226H26ZM29 227H30V226H29ZM37 227H39V226H37ZM51 227H52V226H51ZM95 227H96V226H95ZM129 227H130V226H129ZM132 227H131V228H132ZM137 227H138V226H137ZM137 227H136V228H137ZM213 227H212V228H213ZM17 228H18V227H17ZM43 228H44V227H43ZM53 228H54V227H53ZM65 228H66V227H64V230H65ZM73 228H74V226H73ZM111 228H112V227H111ZM142 228H143V227H142ZM153 228H154V230H152ZM173 228H174L175 231L177 230V229H175V227H173ZM180 228H181V227H180ZM180 228H179V229H180ZM191 228H190V229H191ZM36 229H37V228H36ZM67 229H68V228H67ZM74 229H75V228H74ZM82 229H83V228H82ZM88 229H89V228H88ZM108 229H109V228H108ZM121 229H122V228H120V230H121ZM138 229H139V228H138ZM144 229H147V228H144ZM144 229H143V231H144ZM164 229H165V228H164ZM171 229H172V228H171ZM188 229H189V228H188ZM209 229H211V228H209ZM5 230H6V229H5ZM17 230H18V229H17ZM22 230H23V228H22ZM52 230H53V229H52ZM77 230L80 231V229H77V228H76V232H75L74 230H73V231H74L75 233H77V232H79V231H77ZM99 230H100V229H99ZM127 230H130V228L127 229V227H126V231H127ZM135 230H136V229H135ZM149 230H150V229H149ZM181 230H182V229H181ZM11 231H12V230H10V232H11ZM25 231H27V230H25ZM45 231H47V230H45ZM53 231H54V230H53ZM83 231H84V230H83ZM83 231H82V232H83ZM115 231H116V230H115ZM130 231H131V230H130ZM133 231H134V230H133ZM133 231H132V233H133ZM138 231H139V230H138ZM141 231H142V230H141ZM147 231H148V230H147ZM147 231H144V232H146V233L142 232V233H144L143 235H141V236H143V238L141 237V238H139V240H137V239H138V238H137V239H136V242L134 243V245L137 243V241H138L139 243H141V242H145V241H147V239H149V236L147 237ZM16 232H17V231H16ZM28 232H30V231H28ZM68 232H69V231H68ZM70 232H71V231H70ZM92 232H93V231H92ZM106 232H108V230H107ZM136 232H137V231H136ZM154 232H153V234H154ZM170 232H171V230H170ZM176 232H177V231H176ZM182 232H183V231H182ZM54 233H55V232H54ZM61 233H63V232H61ZM116 233H117V232H116ZM125 233H126V232H125ZM130 233H131V232H130ZM142 233H141V234H142ZM165 233H166V232L164 231L162 235H164ZM16 234H17V233H16ZM28 234H29V233H28ZM32 234H33V233H32ZM66 234H67V232H66ZM106 234L108 235V233H106ZM137 234H138V232H137ZM145 234H146V236L144 237ZM155 234H156V233H155ZM168 234H169V233H168ZM30 235H31V234H30ZM41 235H42V234H41ZM49 235H50V234H49ZM60 235H61V234H60ZM64 235H65V234H64ZM64 235H63V236H64ZM88 235H89V234H88ZM90 235H92V234H90ZM101 235H102V233H101ZM114 235H115V234H114ZM125 235H126V234H125ZM131 235H132V234H131ZM148 235H149V234H148ZM166 235H167V234H166ZM169 235H170V234H169ZM173 235H174V234H173ZM213 235H214V234H213ZM10 236H11V235H10ZM10 236H9V237H10ZM23 236H24V235H23ZM76 236H77L78 238H79V236H81L80 238H82V235H78V233H77ZM84 236H86L85 233H84V235H83V238H84V240H85L87 237L85 238ZM93 236H94V235H93ZM151 236L154 237L155 235H154V236L151 235ZM24 237H25V236H24ZM31 237L33 238L34 236L31 235ZM38 237H39V234H38ZM65 237H67V236H65ZM94 237H95V236H94ZM105 237H106V236H105ZM117 237H118V236H117ZM128 237H129V236H128ZM158 237H159V236H158ZM158 237H157V238H158ZM191 237H192V236H191ZM211 237H212V236H211ZM21 238H22V237H21ZM39 238H40V237H39ZM43 238H44V236H43ZM74 238H76V237H74ZM80 238H79V239H80ZM92 238H93V237H92ZM108 238H109V237H108ZM112 238H113V237H112ZM114 238H115V237H114ZM114 238H113V239H114ZM122 238H123V236H122ZM122 238H121V239H122ZM129 238H130V237H129ZM144 238H146V239H144ZM157 238H153V240H155V239L157 240ZM160 238H161V237H160ZM165 238H166V237H165ZM167 238L170 239L169 236H167ZM167 238H166V239H167ZM196 238H197V237H196ZM6 239H7V238H6ZM10 239H11V238H10ZM25 239H26V238H25ZM28 239H29V238H28ZM48 239H49V238H48ZM67 239H68V238H67ZM69 239H70V238H69ZM116 239H117V238H116ZM166 239H164V240H166ZM169 239H168V240H169ZM179 239H180V238H179ZM193 239H194V237H192V240H193ZM197 239H198V238H197ZM204 239H205V238H204ZM22 240H23V239H22ZM22 240H21V241H22ZM71 240H72V243H73L76 239H75L74 241H73V239H71ZM90 240H92V239H90ZM124 240H125V239H124ZM124 240H123V241H124ZM144 240H145V241H144ZM159 240H160V239H159ZM171 240H172V239H171ZM174 240H176V239H174ZM174 240H173V241H174ZM7 241H8V240H7ZM14 241H15V240H14ZM29 241H30V240H29ZM82 241H83V240H82ZM86 241H87V240H86ZM109 241H110V240H109ZM120 241H121V240H120ZM128 241H129V240H128ZM148 241H149V240H148ZM8 242H9V241H8ZM15 242H16V241H15ZM19 242H20V241H19ZM24 242H25V241H24ZM52 242H53V241H51V240L48 241V243H52ZM58 242H59V241H58ZM77 242H78V241H77ZM87 242H88V241H87ZM91 242H94V241H91ZM91 242H90V243H91ZM155 242H156V241H155ZM177 242H178V241H177ZM30 243H31V242H30ZM55 243H56V242H55ZM59 243H60V242H59ZM69 243H70V242H69ZM81 243H82V242H81ZM95 243H96V242H95ZM109 243H110V242H109ZM118 243H119V242H118ZM139 243H137V244H139ZM147 243H148V242H147ZM149 243H150V242H149ZM22 244H23V243H22ZM145 244H146V242H145ZM145 244H144V246H145ZM150 244H151V243H150ZM152 244H155L154 241H153ZM156 244H157V243H156ZM163 244H164V243H163ZM167 244H169L168 241H167ZM1 245H2V244H1ZM25 245H27V244H25ZM49 245H50V244H49ZM54 245H55V244H54ZM62 245H63V244H62ZM66 245H67V244H66ZM90 245H91V244H90ZM110 245H112V244L110 243ZM122 245H123V244H122ZM140 245H141V244H140ZM169 245H170V244H169ZM2 246H3V245H2ZM2 246H1V247H2ZM33 246H34V245H33ZM59 246H60V245H59ZM137 246H138V245H137ZM137 246H136V248H137V249H140V248H139L140 246H139V247H137ZM146 246H147V245H146ZM148 246H149V245H148ZM162 246H163V245H162ZM162 246H159V247H162ZM3 247H4V246H3ZM3 247H2V248H3ZM13 247H14V244H13ZM46 247H47V245H46ZM52 247H53V246H52ZM65 247H66V246H65ZM65 247H64V248H65ZM88 247H89V246H88ZM131 247H133V246H131ZM141 247H142V246H141ZM166 247H167V246H166ZM8 248H9V246H8ZM30 248H31V247H30ZM43 248H44V246H43ZM60 248H61V247H60ZM86 248H87V247H86ZM118 248H119V247H118ZM145 248H146V247H145ZM153 248H156V247H153ZM9 249H11V248H9ZM21 249H22V248H21ZM45 249H46V248H45ZM51 249H52V248H51ZM72 249H73V248H72ZM116 249H117V248H116ZM116 249H115V250H116ZM119 249H120V248H119ZM129 249H131V248H129ZM129 249H128V250H129ZM134 249H135V247H134ZM142 249H143V247H142ZM146 249H147V248H146ZM148 249H149V248H148ZM151 249H152V248H151ZM151 249H150V250H151ZM162 249H163V248H162ZM16 250H17V249H16ZM16 250H15V251H16ZM25 250H27V249L25 248ZM30 250H31V249H30ZM32 250H33V249H32ZM59 250H60V249H59ZM86 250H87V249H86ZM88 250H89V249H88ZM7 251H8V250H7V248H6L5 253H7ZM9 251H10V250H9ZM19 251H20V250H19ZM28 251H29V250H28ZM38 251H39V250H38ZM40 251H41V250H40ZM53 251H54V250H53ZM75 251H76V250H75ZM81 251L83 252V250H81ZM123 251H124V250H123ZM123 251H122V252H123ZM135 251H136V249H135ZM137 251L140 252L139 250H137ZM147 251H148V250H147ZM160 251H161V250H160ZM51 252H52V250H51ZM62 252H63V251H62ZM67 252H68V251H67ZM70 252H71V251H70ZM73 252H74V250H73ZM104 252L106 253V251H104ZM115 252H117V251H115ZM138 252H136V253H138ZM150 252H151V251H150ZM11 253H12V251H11ZM19 253L22 254V252H19ZM39 253H40V252H39ZM54 253H55V252H54ZM60 253H61V252H60ZM71 253H72V252H71ZM118 253H119V252H118ZM127 253L129 254V251H128ZM131 253L133 254V252H131ZM143 253H144V252H143ZM157 253L159 254V251H158ZM3 254H4V253H3ZM7 254H8V253H7ZM33 254H34V253H33ZM40 254H41V253H40ZM49 254H51V253H49ZM58 254H59V252H58ZM66 254H67V253H66ZM115 254H116V253H115ZM17 255H19V254H17ZM41 255H42V254H41ZM104 255H105V254H104ZM109 255H110V254H109ZM135 255H136V254H134L133 259H134V258L137 259V256H138V258H139V255H137L136 257H135ZM4 256H5V255H4ZM4 256H3V258H4ZM15 256H16V254H15ZM28 256H29V255H28ZM28 256H27V257H28ZM43 256H44V255H43ZM43 256H42V257H43ZM52 256H54V254L51 255V257H52ZM74 256H75V255H74ZM89 256H90V255H89ZM120 256H121V255H120ZM157 256H158V255H157ZM13 257H14V256H13ZM22 257H23V256H22ZM32 257H33V256H32ZM38 257H39V255H38ZM68 257H69V256H68ZM71 257H72V255H71ZM106 257H107V255H106ZM118 257H119V256H118ZM118 257H117V258H118ZM130 257L132 258L131 254H130ZM140 257H141V256H140ZM6 258H7V257H6ZM8 258H9V257H8ZM30 258H31V257H30ZM59 258H60V257H59ZM62 258H63V257H62ZM75 258H76V257H75ZM107 258H108V257H107ZM122 258H123V256H122ZM63 259H64V258H63ZM67 259H68V258H67ZM88 259L90 260L91 258H88ZM115 259H116V258H115ZM129 259H130V258H129ZM133 259H131V260H133ZM9 260H10V259H9ZM26 260H27V259H26ZM54 260H55V259H54ZM68 260H69V259H68ZM76 260H78V259H76ZM112 260H113V259H112ZM0 261H1V260H0ZM21 261H23V260L21 259ZM46 261H47V260H46ZM46 261H44V262H46ZM50 261H51V259H50ZM59 261H60V260H59ZM85 261H86V260H85ZM101 261H102V260H101ZM115 261H116V260H115ZM120 261H121V260H120ZM2 262H3V261H2ZM2 262H1V263H2ZM8 262H9V261H8ZM17 262H18V261H17ZM23 262H24V261H23ZM23 262H22V263H23ZM28 262H29V261H28ZM38 262H39V261H38ZM76 262H77V261H76ZM89 262H91V261H89ZM131 262H132V261H131ZM34 263H36V262H34ZM79 263H80V262H79ZM102 263H103V262H102ZM118 263H119V262H118ZM120 263H121V262H120ZM122 263H123V262H122ZM127 263H128V262H127ZM14 264H15V263H14ZM49 264H50V263H49ZM70 264H71V263H70ZM75 264H76V263H75ZM77 264H78V263H77ZM112 264H114V263H112ZM115 264H117V263H115Z\"/></svg>",
    "mask_w": 264,
    "mask_h": 264
}]
</instances>
